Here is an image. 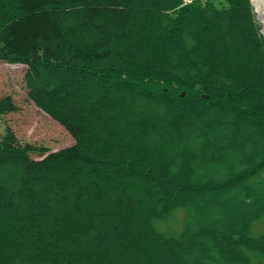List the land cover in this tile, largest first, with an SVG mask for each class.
<instances>
[{
	"label": "trees",
	"instance_id": "16d2710c",
	"mask_svg": "<svg viewBox=\"0 0 264 264\" xmlns=\"http://www.w3.org/2000/svg\"><path fill=\"white\" fill-rule=\"evenodd\" d=\"M0 62L73 140L0 132V264H264L250 0H0Z\"/></svg>",
	"mask_w": 264,
	"mask_h": 264
},
{
	"label": "rangeland",
	"instance_id": "374dc122",
	"mask_svg": "<svg viewBox=\"0 0 264 264\" xmlns=\"http://www.w3.org/2000/svg\"><path fill=\"white\" fill-rule=\"evenodd\" d=\"M223 1L225 0H214L218 7L222 6ZM257 1L252 0V3L254 14L255 16L257 14L259 19L256 22H258L257 26L260 33L261 25L263 29L264 22L259 15L258 8L261 5ZM24 71L25 67L23 66L0 62V98L11 96L18 107L17 112L2 117L0 132L9 127L21 143L44 147L51 152L72 145L73 140L70 135L27 99L23 82ZM252 233L255 236L264 233V220L255 226Z\"/></svg>",
	"mask_w": 264,
	"mask_h": 264
},
{
	"label": "bare ground",
	"instance_id": "6f19581e",
	"mask_svg": "<svg viewBox=\"0 0 264 264\" xmlns=\"http://www.w3.org/2000/svg\"><path fill=\"white\" fill-rule=\"evenodd\" d=\"M257 3L259 5H261L260 8H258V12H259V15H260L262 21L264 22V0H258ZM262 30H263L262 32L264 34V25H263V29Z\"/></svg>",
	"mask_w": 264,
	"mask_h": 264
}]
</instances>
